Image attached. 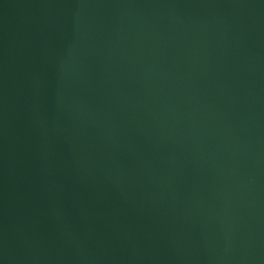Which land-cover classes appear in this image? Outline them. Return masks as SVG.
I'll use <instances>...</instances> for the list:
<instances>
[{
  "label": "water",
  "instance_id": "water-1",
  "mask_svg": "<svg viewBox=\"0 0 264 264\" xmlns=\"http://www.w3.org/2000/svg\"><path fill=\"white\" fill-rule=\"evenodd\" d=\"M0 264H264V0H0Z\"/></svg>",
  "mask_w": 264,
  "mask_h": 264
}]
</instances>
